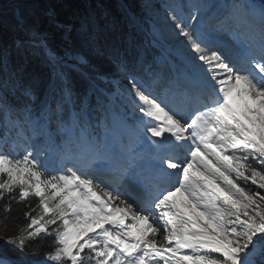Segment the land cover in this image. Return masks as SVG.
Returning <instances> with one entry per match:
<instances>
[{
    "label": "snow or ice",
    "instance_id": "obj_1",
    "mask_svg": "<svg viewBox=\"0 0 264 264\" xmlns=\"http://www.w3.org/2000/svg\"><path fill=\"white\" fill-rule=\"evenodd\" d=\"M118 12L82 0L75 23L49 10L48 26L17 13L0 44V264H264V2ZM145 47L173 69L159 93ZM40 54L42 98L27 71ZM118 143L140 145L133 162Z\"/></svg>",
    "mask_w": 264,
    "mask_h": 264
},
{
    "label": "trees",
    "instance_id": "obj_2",
    "mask_svg": "<svg viewBox=\"0 0 264 264\" xmlns=\"http://www.w3.org/2000/svg\"><path fill=\"white\" fill-rule=\"evenodd\" d=\"M92 4H96L97 0H90ZM130 3L132 5V10L134 12H139L141 0H99V3L104 4L107 10L113 12L117 16L119 15L118 8L120 3ZM82 8V0H0V44H11L13 38V27L16 24V15L19 13L22 16H29L30 14H35L40 17V19L47 25V17L45 13L49 10L55 12L56 19L60 23L69 24L75 23V17L78 15L80 9ZM147 25V24H146ZM51 31L55 33L54 28H50ZM145 36L137 35L135 36V44L143 46L145 44ZM59 39L54 40V47H58ZM126 44H121L120 47H126ZM85 51H87L85 49ZM144 51L146 53L145 60L147 63L152 62L153 56L149 47H145ZM91 55L94 63H97L102 71L109 74L111 78L115 76L117 69L114 64H112L107 56L97 57ZM137 56L135 48L132 49L131 54L128 59L134 60ZM16 58L14 57V60ZM21 62L23 60L21 59ZM152 65V64H151ZM153 67V65H152ZM151 67V68H152ZM27 71L33 76L38 77L42 83L37 89V95L42 98L44 94L45 87L47 85L48 79L50 77V70L45 66L43 54L37 56H30L28 59ZM143 72V69L140 70ZM101 87H106L107 90L112 91L113 85L101 84ZM82 83L78 87V90H82ZM23 99V98H21ZM38 102V101H37ZM16 103V101H14ZM93 103H95L93 99ZM0 248L3 245L0 244Z\"/></svg>",
    "mask_w": 264,
    "mask_h": 264
},
{
    "label": "rangeland",
    "instance_id": "obj_3",
    "mask_svg": "<svg viewBox=\"0 0 264 264\" xmlns=\"http://www.w3.org/2000/svg\"><path fill=\"white\" fill-rule=\"evenodd\" d=\"M213 0H208V2L209 3H211ZM197 3V2H199V0H185V2H183V3H185V4H188V3ZM157 10H162V7H157ZM182 39V38H181ZM118 101L120 100V98L119 97H117L116 98ZM115 103H116V105H118V103L115 101Z\"/></svg>",
    "mask_w": 264,
    "mask_h": 264
},
{
    "label": "bare ground",
    "instance_id": "obj_4",
    "mask_svg": "<svg viewBox=\"0 0 264 264\" xmlns=\"http://www.w3.org/2000/svg\"><path fill=\"white\" fill-rule=\"evenodd\" d=\"M144 136L146 138V134L145 133H144ZM125 158L127 159V161L129 160V158L126 156V154H125Z\"/></svg>",
    "mask_w": 264,
    "mask_h": 264
}]
</instances>
